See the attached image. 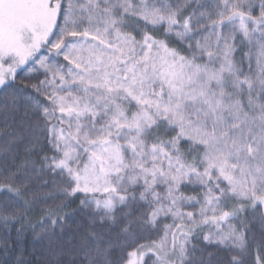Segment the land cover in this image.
<instances>
[{"label":"snow or ice","instance_id":"obj_1","mask_svg":"<svg viewBox=\"0 0 264 264\" xmlns=\"http://www.w3.org/2000/svg\"><path fill=\"white\" fill-rule=\"evenodd\" d=\"M0 264H264V0H0Z\"/></svg>","mask_w":264,"mask_h":264}]
</instances>
